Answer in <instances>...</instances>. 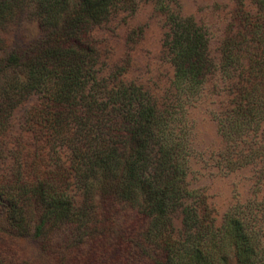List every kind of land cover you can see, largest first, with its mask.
Wrapping results in <instances>:
<instances>
[{"label":"trees","instance_id":"obj_1","mask_svg":"<svg viewBox=\"0 0 264 264\" xmlns=\"http://www.w3.org/2000/svg\"><path fill=\"white\" fill-rule=\"evenodd\" d=\"M251 2L225 25L214 62L205 28L177 0L154 1L172 69L158 100L123 79L124 61L103 71L91 37L136 0H0V264H264L257 211L235 204L215 225L186 184V107L214 70L227 82L211 113L223 144L214 166L264 168V0ZM24 19L37 35L10 44Z\"/></svg>","mask_w":264,"mask_h":264},{"label":"rangeland","instance_id":"obj_2","mask_svg":"<svg viewBox=\"0 0 264 264\" xmlns=\"http://www.w3.org/2000/svg\"><path fill=\"white\" fill-rule=\"evenodd\" d=\"M155 0H136L130 13H119L97 26L91 33L103 71L114 65L126 64L123 79L140 85L155 99L161 100L168 88L172 69L164 58L161 40L164 33L163 17L153 8ZM179 13L190 16L205 28L209 39V55L218 60L217 47L229 19L240 10L253 12L251 0H177ZM135 30V41H126ZM37 35L32 19L22 20L10 33L8 42L23 44ZM227 82L214 70L209 74L197 98L186 107L191 123L193 152L188 159L187 188L196 190L206 205L215 225L235 204H249L257 211L264 235V168L262 163L233 171H222L214 166L215 153L222 148L212 112L221 110L227 100ZM24 105L11 114L10 128L14 130L22 117ZM173 233L180 228L179 216L172 217ZM26 250H34L33 246Z\"/></svg>","mask_w":264,"mask_h":264}]
</instances>
